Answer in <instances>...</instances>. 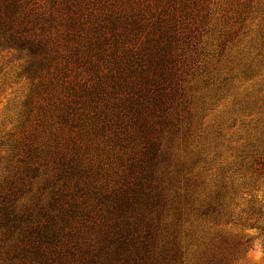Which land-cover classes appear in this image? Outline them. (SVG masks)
Returning <instances> with one entry per match:
<instances>
[{
	"label": "rangeland",
	"instance_id": "rangeland-1",
	"mask_svg": "<svg viewBox=\"0 0 264 264\" xmlns=\"http://www.w3.org/2000/svg\"><path fill=\"white\" fill-rule=\"evenodd\" d=\"M28 1L0 0V209H34L29 223L37 224L39 205L64 189L50 153L78 152L105 192L121 184L129 156L140 152L109 132L81 148L69 143L50 117L49 94L59 86L53 74L9 41ZM197 1L206 18L159 139L153 194L160 200L145 217L150 247L141 264H264V0ZM34 167L38 175L26 177ZM5 230L0 264H20L12 254L18 232L4 240ZM115 260L110 249L90 264Z\"/></svg>",
	"mask_w": 264,
	"mask_h": 264
},
{
	"label": "trees",
	"instance_id": "trees-1",
	"mask_svg": "<svg viewBox=\"0 0 264 264\" xmlns=\"http://www.w3.org/2000/svg\"><path fill=\"white\" fill-rule=\"evenodd\" d=\"M28 2L19 5L9 41L53 74L59 86L49 94L50 117L69 132V143L81 148L109 132L119 145L135 143L140 155L129 156L119 186L102 192L78 152L50 153L64 189L37 204V224L29 223L34 209L1 208L3 239L18 232L12 254L20 264H90L110 249L118 264H141L150 247L145 217L160 200L153 194L159 139L179 105L206 6L197 0ZM38 171L29 169L26 177Z\"/></svg>",
	"mask_w": 264,
	"mask_h": 264
}]
</instances>
